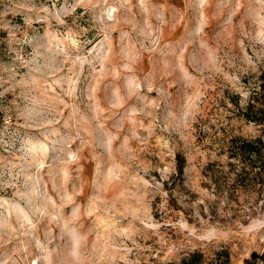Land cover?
Returning <instances> with one entry per match:
<instances>
[{"label":"rangeland","instance_id":"374dc122","mask_svg":"<svg viewBox=\"0 0 264 264\" xmlns=\"http://www.w3.org/2000/svg\"><path fill=\"white\" fill-rule=\"evenodd\" d=\"M263 72L264 0H0V264H264L206 170Z\"/></svg>","mask_w":264,"mask_h":264},{"label":"trees","instance_id":"16d2710c","mask_svg":"<svg viewBox=\"0 0 264 264\" xmlns=\"http://www.w3.org/2000/svg\"><path fill=\"white\" fill-rule=\"evenodd\" d=\"M259 87L248 103L241 107L236 104L241 116L249 122L262 127L263 135L255 139L234 137L225 142L222 152L227 155L226 165L211 163L206 168L210 172L214 192L223 196L238 197L243 192H254L257 198H264V72L258 77ZM185 159L177 156V171L181 175ZM209 175V174H208ZM230 256L226 251L218 253L216 262L206 263L203 253L194 252L183 258L179 263L164 264H229Z\"/></svg>","mask_w":264,"mask_h":264}]
</instances>
